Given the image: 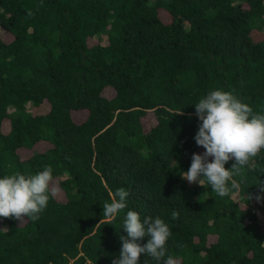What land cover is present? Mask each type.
Segmentation results:
<instances>
[{"label":"trees","instance_id":"trees-1","mask_svg":"<svg viewBox=\"0 0 264 264\" xmlns=\"http://www.w3.org/2000/svg\"><path fill=\"white\" fill-rule=\"evenodd\" d=\"M0 28V178L53 169L39 219L0 217V264H112L129 210L168 223L177 264H264V149L224 197L183 178L200 98L264 113V0H0Z\"/></svg>","mask_w":264,"mask_h":264},{"label":"clouds","instance_id":"clouds-1","mask_svg":"<svg viewBox=\"0 0 264 264\" xmlns=\"http://www.w3.org/2000/svg\"><path fill=\"white\" fill-rule=\"evenodd\" d=\"M195 113L200 123L194 140L205 151L192 154L190 167L183 172V178L189 183H207L213 192L224 197L238 188L234 177L242 176L245 166L264 149V113L254 112L233 91L219 88L199 99ZM232 158L235 163L226 168L225 164ZM52 173L51 165H45L35 174L14 171L0 178V217L39 219L49 201ZM129 195L128 190L120 187L111 194V202L104 203L102 213L109 222L127 208ZM260 198L257 195V199ZM178 216V211H172V219ZM123 228L127 237H120L119 255L112 264H139L141 254L151 257L156 264H177L176 258L167 255L165 245L171 231L159 215L141 219L137 211L129 210ZM144 237H148L146 243L137 242Z\"/></svg>","mask_w":264,"mask_h":264},{"label":"rangeland","instance_id":"rangeland-1","mask_svg":"<svg viewBox=\"0 0 264 264\" xmlns=\"http://www.w3.org/2000/svg\"><path fill=\"white\" fill-rule=\"evenodd\" d=\"M1 29V28H0ZM100 37H94L93 38V40L95 41L96 39H99ZM30 109H32V107H31V105L30 104H28L27 105V111H29ZM43 110H46L45 108L43 109ZM148 121H150V119H149V117H147L146 119H145V121L144 122H147L148 123ZM147 123H145L144 124V126H145V128H147ZM186 179V178H185ZM187 180V179H186ZM191 184H196V185H198V183H191ZM200 185V184H199ZM206 185V183H204L203 185H201V186H205ZM232 197L233 198H235V199H237L239 196H238V194L237 193H232ZM4 227V224L3 223H0V228H3Z\"/></svg>","mask_w":264,"mask_h":264},{"label":"built area","instance_id":"built-area-1","mask_svg":"<svg viewBox=\"0 0 264 264\" xmlns=\"http://www.w3.org/2000/svg\"><path fill=\"white\" fill-rule=\"evenodd\" d=\"M252 212L255 214V216L260 219L264 223V209L260 207H254L252 209Z\"/></svg>","mask_w":264,"mask_h":264}]
</instances>
